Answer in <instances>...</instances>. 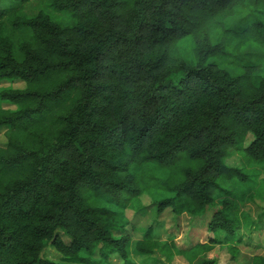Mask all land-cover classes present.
<instances>
[{"label":"trees","instance_id":"16d2710c","mask_svg":"<svg viewBox=\"0 0 264 264\" xmlns=\"http://www.w3.org/2000/svg\"><path fill=\"white\" fill-rule=\"evenodd\" d=\"M44 1L47 12L0 0V83L23 84L0 89V264H53L48 246L88 264L81 254L125 257L122 210L142 193L131 170L183 159L197 166L146 206L153 225L168 210L175 219L210 212L212 236L186 251L264 249V239L244 240L232 202L215 199L220 178L247 181L224 164L247 136L245 154L264 163V76L210 61L264 48V20L247 18L264 14V0ZM186 38L189 59L178 48ZM152 233L137 243L143 256Z\"/></svg>","mask_w":264,"mask_h":264},{"label":"rangeland","instance_id":"374dc122","mask_svg":"<svg viewBox=\"0 0 264 264\" xmlns=\"http://www.w3.org/2000/svg\"><path fill=\"white\" fill-rule=\"evenodd\" d=\"M29 4L33 7V12L38 10L49 11L44 0H29ZM49 14L56 22L61 21L63 25L70 24V15L67 13L50 12ZM245 14L247 12L243 13L242 16H245ZM255 17L264 20L263 13L251 14L247 18L252 20ZM178 48L183 57L189 59L192 56V42L190 39L181 40ZM244 54L249 55V57H244L237 61L238 64H235L237 58ZM262 55H264V48L248 46L241 49L237 54L228 50L225 57L218 60L211 59L210 61L218 63L222 68L233 73L244 72L246 70L244 66L248 64L255 66L252 68V75L255 81L258 82L264 76V58ZM9 85H12L13 88L23 87L21 82L12 84L1 82L0 89ZM3 131H0V145L5 142ZM250 141L251 137L249 135L246 137L244 144L234 149L231 156L224 161L228 168L238 170L247 178V181L220 178L218 180L220 190L215 192V199L218 202L223 200L232 202L233 213L237 215L236 218L242 224L240 225V233L244 235V240H250L251 237V240L255 242L259 239L260 245H262L264 214L261 215L257 223L253 224V222H256L264 206V163H257L245 154L244 148ZM196 166L195 162L183 159L177 166L170 168H158L153 164L139 168L133 167L130 174L137 182L142 193L138 201H132L131 206L122 210V218L128 222L123 235H127L130 240L126 246L125 257L113 253L106 259L102 257L100 251H95L92 256L81 254L79 257L88 258L91 262L89 264H199L204 256L215 260L217 264H253L258 257L264 258V249H255L246 246L244 243L236 245V250L229 248V246H234L232 243H221L204 254H200L196 250L186 251L189 245L192 246L199 242L204 243L209 236H212L206 230V222L209 220L210 212L203 214L202 220L196 216L191 217L188 215H182L175 219L171 211L168 210L156 217V222L153 225L152 219L155 215L153 208L145 209L146 206L148 207L159 198L169 195L162 189V186L164 184L172 186L174 183L181 181V169L195 168ZM149 225L152 226L153 230V241L150 242L151 252L143 256V254L138 253L136 246L143 239V233ZM170 241H172L173 247ZM43 254L53 264H88L78 259L66 257L49 246L44 249Z\"/></svg>","mask_w":264,"mask_h":264}]
</instances>
